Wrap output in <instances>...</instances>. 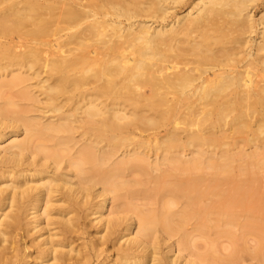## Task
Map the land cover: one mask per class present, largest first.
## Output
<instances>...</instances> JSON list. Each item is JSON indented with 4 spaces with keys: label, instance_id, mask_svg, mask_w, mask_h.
<instances>
[{
    "label": "bare ground",
    "instance_id": "6f19581e",
    "mask_svg": "<svg viewBox=\"0 0 264 264\" xmlns=\"http://www.w3.org/2000/svg\"><path fill=\"white\" fill-rule=\"evenodd\" d=\"M0 165V264H264V0H0Z\"/></svg>",
    "mask_w": 264,
    "mask_h": 264
},
{
    "label": "rangeland",
    "instance_id": "374dc122",
    "mask_svg": "<svg viewBox=\"0 0 264 264\" xmlns=\"http://www.w3.org/2000/svg\"><path fill=\"white\" fill-rule=\"evenodd\" d=\"M1 166H2V165H0V167H1ZM8 210H9V209H8ZM8 210H7L6 212H8ZM87 223H88V224H87V227H88V230H89V233H90V234L85 235V237H86V239L90 240V239H89V238H90L89 236H91V233H92V232H93V234H94V233H95L94 231H96V230L93 229L94 226L91 228V224H90L88 221H87ZM89 225H90V226H89ZM94 228H95V227H94ZM95 229H96V228H95ZM43 233H44V231H43ZM94 235H95V234H94ZM45 237H47V234H45L43 237H40L39 240H41V239H43V238H45ZM91 237L94 238V236H91ZM95 237H96V236H95ZM96 238H98V237H96ZM96 238H95V239H96ZM91 239H92V238H91ZM37 240H38V239H37ZM88 240H86V242H87ZM10 242H11V239H10ZM81 242H84V240L81 239V240H79L78 243H81ZM87 243H88V242H87ZM7 245H8V244H7ZM1 252H2V248H0V254H1ZM7 252H9L8 254L10 255V251H7ZM112 256H113V255H112ZM112 256H111L110 260H112V258H113ZM110 260H109V261H110ZM103 261H104V260H103ZM103 261H102L101 259L97 260L96 258H94V259H92L91 264H101V263H103V264H107V262L104 261V262H105V263H104ZM109 261H108V262H109Z\"/></svg>",
    "mask_w": 264,
    "mask_h": 264
}]
</instances>
